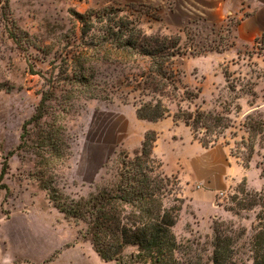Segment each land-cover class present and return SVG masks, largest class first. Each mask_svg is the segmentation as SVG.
Listing matches in <instances>:
<instances>
[{
    "label": "rangeland",
    "instance_id": "374dc122",
    "mask_svg": "<svg viewBox=\"0 0 264 264\" xmlns=\"http://www.w3.org/2000/svg\"><path fill=\"white\" fill-rule=\"evenodd\" d=\"M186 4V0H0V264H120L103 260L94 245L79 236L81 225L60 212L49 193L56 190L77 199L97 191L117 171L121 153L133 158L141 150L148 130L158 133L160 153L175 161L160 134L165 122L139 119L136 114L134 101L140 92L132 90L131 76L146 69L152 59L131 50L119 55L111 47L114 40L106 42L112 52L100 50L103 31L109 27H136L148 36H167L168 51L175 55L157 60L179 65V96L163 98L171 111H177V103L184 109H193L196 103L228 117L230 126L218 142L230 148L236 149V142L249 136L245 124L253 120L246 116L253 111L246 114L243 107L264 98V48L235 47L234 37L259 2L219 0L213 14L189 13L182 8ZM77 13L85 18L79 20ZM130 39L124 36L123 41ZM81 52L83 70L73 58ZM81 73L88 76V86L79 82ZM183 86L199 93L192 104L182 100ZM90 93H108L109 98H89ZM237 104L240 112L235 111ZM166 118L173 123V116ZM175 124L192 134L182 121ZM256 147L262 162V148ZM154 155L165 171L155 147ZM261 181L253 175V185ZM262 190L241 182L225 195L219 193L220 212L203 220L202 228L197 220L195 224L188 220L191 210L184 205L174 227L182 244L179 255L193 258L195 264H213L209 257L218 220L224 229L245 233L236 261L251 264L248 240L263 208L244 203L249 192ZM72 248L80 249V254L71 255ZM134 251L136 247H127L121 262L133 264ZM197 253L202 255L200 262Z\"/></svg>",
    "mask_w": 264,
    "mask_h": 264
},
{
    "label": "trees",
    "instance_id": "16d2710c",
    "mask_svg": "<svg viewBox=\"0 0 264 264\" xmlns=\"http://www.w3.org/2000/svg\"><path fill=\"white\" fill-rule=\"evenodd\" d=\"M76 15L79 20L85 18L78 13ZM103 34V40L99 44L100 50L104 48L112 52L106 47V42L114 40L111 47L117 54L127 55L130 52L128 50H131L152 59L146 69L131 76L135 82L132 90L140 92L139 99L134 101L139 119L158 121L173 116L175 122L182 121L188 126L194 140L199 141L204 147L219 143L218 137L230 126L228 117L216 111H207L196 103L193 109L191 107L184 109L177 103V111L172 112L163 99L164 97L176 99L179 96L176 90L180 89L176 86V83L180 82L177 79L180 72L178 63L157 60L158 56L175 55L168 51L171 46L168 45L167 36H148L136 27L129 29L123 25L116 27L113 25L104 30ZM124 36L131 39L124 42ZM81 55L80 57L75 55L73 58L74 63L83 70V62L78 58H82L84 52H81ZM125 78L129 79L130 76ZM78 79L80 83L89 85V78L85 73H81ZM169 87L172 88L171 91L167 90ZM182 89L184 95L180 96L183 101L192 104L194 99L199 98V93L190 91L188 86H183ZM87 96L109 98L108 93L106 95L90 93ZM123 100L127 102V99ZM241 110L242 107L237 104L235 111ZM248 119L253 120L250 125L245 124L249 128V136H243L241 142H236V149L231 148L232 155L240 158L246 167L250 166L258 152L256 146L264 148L262 112L254 110L246 116V120ZM200 133L204 134L203 137H199ZM157 139L158 133L148 130L141 150L135 153L133 158L126 152L121 153L115 174L106 185L88 196L70 199L62 193L56 194V190L49 193L50 200L54 202L56 208L81 225L79 236L89 240L105 261L115 260L123 264L121 260L124 251L127 247L134 246L136 251L132 253L133 264H195L193 258L185 260L179 255L182 244L177 239L174 227L180 220L185 199L179 194L178 176L167 175L162 169V161L154 155ZM258 167L262 169L261 175L264 177V161L258 162ZM248 194L250 197L244 203L246 207L260 205L263 208L262 213L257 216L258 222L253 226V233L248 240L249 260L251 264H264V190ZM222 224L223 222L218 220L214 224L216 233L211 242L213 251L209 262L238 264L236 257L240 248L244 247L239 242L245 233L240 230L237 233L233 229L229 231L227 227L224 229ZM190 249L194 251L192 247ZM197 260L200 262L202 255L197 253Z\"/></svg>",
    "mask_w": 264,
    "mask_h": 264
},
{
    "label": "crops",
    "instance_id": "0c3cea01",
    "mask_svg": "<svg viewBox=\"0 0 264 264\" xmlns=\"http://www.w3.org/2000/svg\"><path fill=\"white\" fill-rule=\"evenodd\" d=\"M256 1L259 2V5L255 7L257 9L244 18L235 30V47L256 44L260 38L264 40V0ZM186 2L185 7H182L184 11L191 13L193 10L199 14H213L219 5V0H186ZM243 109L246 114L260 110L264 116V98L261 97L257 104L247 108L244 106ZM159 122L166 124L165 127L160 126V134L162 137L165 136L162 140L169 146L175 158L174 163L169 161L165 154H162L163 152L160 153L159 140L155 146V152L164 161L165 173L169 176H178L180 196L185 199L186 208L191 210L192 219L188 220L193 224H195L194 220H197L196 224L202 228L203 220L208 222L219 214L220 206L217 204V198L221 191L236 186L244 180L250 188H264L262 169L258 167L260 161L258 152L250 166L246 167L240 158L232 155L229 145L218 143L206 148L194 140L190 131L181 124H175L174 121L170 123L167 118ZM262 151L264 154V148ZM254 174L263 179L259 186L253 185ZM71 252V255H79L81 250L72 248ZM62 256L61 254L57 260L61 261Z\"/></svg>",
    "mask_w": 264,
    "mask_h": 264
},
{
    "label": "built area",
    "instance_id": "2783aa9c",
    "mask_svg": "<svg viewBox=\"0 0 264 264\" xmlns=\"http://www.w3.org/2000/svg\"><path fill=\"white\" fill-rule=\"evenodd\" d=\"M256 44H257L258 46H261V47L264 48V43H263L261 40H260V41H257ZM225 193H226V191H221V192H220V196L225 195Z\"/></svg>",
    "mask_w": 264,
    "mask_h": 264
}]
</instances>
